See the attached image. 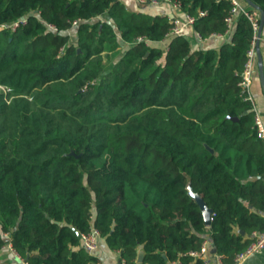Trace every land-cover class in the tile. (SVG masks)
I'll use <instances>...</instances> for the list:
<instances>
[{"label": "trees", "instance_id": "16d2710c", "mask_svg": "<svg viewBox=\"0 0 264 264\" xmlns=\"http://www.w3.org/2000/svg\"><path fill=\"white\" fill-rule=\"evenodd\" d=\"M172 1L201 36L224 32L229 1ZM23 17L0 31V246L28 264H98L77 236L94 226L124 264L140 248L142 264H206L189 254L205 239L233 264L264 232V140L238 85L245 14L194 48L121 0H0V22Z\"/></svg>", "mask_w": 264, "mask_h": 264}, {"label": "built area", "instance_id": "2783aa9c", "mask_svg": "<svg viewBox=\"0 0 264 264\" xmlns=\"http://www.w3.org/2000/svg\"><path fill=\"white\" fill-rule=\"evenodd\" d=\"M225 1H229L231 7H230L228 14L224 18V21L226 24V28L224 32L210 34L208 38L201 36L197 31H194V34L198 41H206L207 39H223L227 36V34H229L233 18L238 11L243 12L245 16L247 17V19L249 20L252 30H253V35L250 41V46L246 51V58H245V62H244L243 69L241 72V78H240V81L238 82V85L241 88V95L243 96V99L249 100L252 104V109L254 111V125L256 127V134L259 138L264 140V123H263L261 114L257 110V107L254 103L253 97L250 92V87L252 84V75H253V70H254V62H255L256 40L258 39L259 42H264V35H260V37H257V31L259 28V13L255 8L251 6H248V5L242 6L238 0H225ZM137 2L140 4H151V5L165 2V3L172 4L175 7H179L178 2H175L172 0H137ZM248 7H250L251 9L250 8L248 9ZM198 14L204 15V12L200 11ZM194 20H195V17L187 13H185L184 16L181 18L180 17L172 18L170 20L171 26L169 30L167 31V33L165 34V37H169L171 35L182 33V31L188 27L193 29ZM25 23H26L25 17L13 20L12 22L8 24L4 22H0V31L5 30V29L13 31L17 27ZM76 23L77 21L73 20L71 22V25L75 26ZM47 27L50 30H56V27L53 24H47ZM140 39L141 38H138V40ZM3 90L6 91L7 88H3ZM253 236L254 238L248 244V246L244 250L236 254L233 260V264H239L249 255L253 254L254 252L264 247V232L254 233ZM99 237H100L99 230L96 227L91 226L87 232L82 233L80 235V245L87 252L93 253L95 249L97 248ZM207 242L208 240H204L199 250L189 251V254L194 257H200L206 251ZM4 248H7L15 257H17L22 262V264H28L26 260L21 258L14 251V249L11 247L9 243H7L6 245L0 246L1 250ZM212 258H213V264H223L219 254L213 253ZM120 263L124 264V260L121 259Z\"/></svg>", "mask_w": 264, "mask_h": 264}, {"label": "crops", "instance_id": "0c3cea01", "mask_svg": "<svg viewBox=\"0 0 264 264\" xmlns=\"http://www.w3.org/2000/svg\"><path fill=\"white\" fill-rule=\"evenodd\" d=\"M124 2L126 7L130 10L134 11H144V12H150L152 14H159L162 16L168 17L170 20L174 17H183L184 13H182L179 10V7H175L172 4L161 2L155 5L151 4H140L137 2V0H121ZM239 3L242 6L247 5L245 1L238 0ZM249 6V5H248ZM259 13V12H258ZM264 23L261 29V35H264ZM263 32V33H262ZM182 33H185L189 36L191 39V47H197V45L205 46H211L213 45V41L209 42L208 39L206 41H198L194 30L190 27L184 29ZM215 40V39H214ZM218 42L221 41V39L217 40ZM209 42V43H207ZM146 44H155L157 46L166 47L167 40L166 38L152 42V41H145ZM201 43V44H200ZM259 51L261 53L262 57V68H263V74H264V47L260 48V42H259ZM255 73V74H254ZM252 75V84L250 87V92L253 97L254 103L257 107V110L260 114L264 116V95L261 89L260 81H259V73H258V62H257V55L255 51V62H254V70ZM254 76V77H253ZM207 240V239H205ZM6 245V244H3ZM207 248L206 251L200 256L207 264H213V251L209 245V242L206 244ZM141 248L138 250V254L140 252ZM98 258V264H121L119 252L117 250H112L108 248L103 238L99 237L97 248L93 252ZM137 254V255H138ZM0 264H22V262L15 257L7 248L0 249ZM136 264H142L141 262L136 260ZM239 264H264V247L259 249L258 251L254 252L253 254L249 255L247 258H245L242 262Z\"/></svg>", "mask_w": 264, "mask_h": 264}, {"label": "water", "instance_id": "95a60500", "mask_svg": "<svg viewBox=\"0 0 264 264\" xmlns=\"http://www.w3.org/2000/svg\"><path fill=\"white\" fill-rule=\"evenodd\" d=\"M246 2L247 5L255 8L259 12V28L257 31V37H260L261 35V29L264 23V10L260 9L256 5L252 4L249 0H243ZM255 51L257 55V62H258V73H259V81L261 85V89L264 95V74H263V68H262V57L261 53L259 51V40H256L255 44ZM235 119V118H233ZM73 152H70L72 154ZM188 192L189 195L194 199L195 203L199 206L200 211L202 212L204 223L206 225H209L210 219H211V214H212V209L209 208L205 201L202 199L200 195H198L196 192H193L192 188L190 187V184H187ZM80 233L77 232V236L80 237ZM143 256V251L140 250L139 254L137 255V261L141 262Z\"/></svg>", "mask_w": 264, "mask_h": 264}, {"label": "rangeland", "instance_id": "374dc122", "mask_svg": "<svg viewBox=\"0 0 264 264\" xmlns=\"http://www.w3.org/2000/svg\"><path fill=\"white\" fill-rule=\"evenodd\" d=\"M126 46H127V45H125V44L122 45V47L120 48L121 52H123V51L125 50ZM254 74H255V73H254ZM254 74H253V75H254ZM253 77H254V76H253Z\"/></svg>", "mask_w": 264, "mask_h": 264}]
</instances>
